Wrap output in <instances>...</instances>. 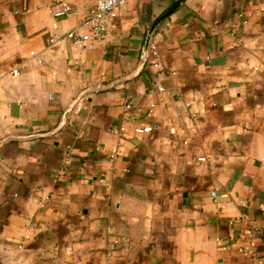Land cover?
I'll list each match as a JSON object with an SVG mask.
<instances>
[{
	"label": "crops",
	"instance_id": "obj_1",
	"mask_svg": "<svg viewBox=\"0 0 264 264\" xmlns=\"http://www.w3.org/2000/svg\"><path fill=\"white\" fill-rule=\"evenodd\" d=\"M61 1L0 0V264H264V0H186L158 68L176 0L93 51Z\"/></svg>",
	"mask_w": 264,
	"mask_h": 264
},
{
	"label": "built area",
	"instance_id": "obj_2",
	"mask_svg": "<svg viewBox=\"0 0 264 264\" xmlns=\"http://www.w3.org/2000/svg\"><path fill=\"white\" fill-rule=\"evenodd\" d=\"M131 0H95V3L87 10L82 26L85 32L71 31L65 35V38L71 41L76 49L93 51L97 47L102 46L114 27L115 19L122 14L125 7ZM62 8L63 14H71L73 4L71 0H62L53 8ZM60 37L52 36L49 39L50 46L56 45ZM149 54L153 58V65L159 67V49L158 44L152 40L149 46ZM19 75L18 70L13 71V76ZM162 90V89H160ZM151 128H145L142 132H151ZM173 132V131H172ZM118 150L113 151V158L117 156ZM204 160V159H201ZM222 239H218L221 242ZM228 249L232 248V244L225 242Z\"/></svg>",
	"mask_w": 264,
	"mask_h": 264
},
{
	"label": "water",
	"instance_id": "obj_3",
	"mask_svg": "<svg viewBox=\"0 0 264 264\" xmlns=\"http://www.w3.org/2000/svg\"><path fill=\"white\" fill-rule=\"evenodd\" d=\"M186 2V0H176V2L173 4V6L167 11V13L165 15H163L161 18H159L154 25L151 27L148 37H147V41L143 50V61L146 59V56L148 54V49L151 43V40L155 34V32L157 31L158 27L164 22L166 21L169 17H171L175 12H177L179 10V8Z\"/></svg>",
	"mask_w": 264,
	"mask_h": 264
}]
</instances>
